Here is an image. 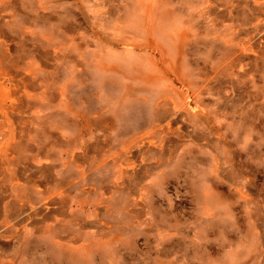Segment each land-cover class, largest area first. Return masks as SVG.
Listing matches in <instances>:
<instances>
[{"label":"rangeland","instance_id":"rangeland-1","mask_svg":"<svg viewBox=\"0 0 264 264\" xmlns=\"http://www.w3.org/2000/svg\"><path fill=\"white\" fill-rule=\"evenodd\" d=\"M0 264H264V0H0Z\"/></svg>","mask_w":264,"mask_h":264},{"label":"crops","instance_id":"crops-1","mask_svg":"<svg viewBox=\"0 0 264 264\" xmlns=\"http://www.w3.org/2000/svg\"><path fill=\"white\" fill-rule=\"evenodd\" d=\"M108 72H109L108 71V68H105L104 73L103 74H100V78H102L101 80L104 81L105 83H109V84L112 85L115 82H117V80H114L117 77H115L113 75H109L110 73H108ZM104 90L108 92V90H109L108 84H107V87H104ZM109 92H110V90H109ZM131 121L134 122L133 120H131ZM55 136H57V138H56V140H54V144L51 147V150L53 151V153H55L52 158H53V162L55 161L56 163H59V161H58V159H57L56 156L61 155L63 152H65L66 149H65V146L58 140L59 134L56 133ZM76 160H77L76 161L77 164L80 165V162L78 161V159H76ZM63 166L64 165L62 164V167ZM73 168H75V167H73ZM53 169H55L56 171H58L59 164H55V166H53Z\"/></svg>","mask_w":264,"mask_h":264}]
</instances>
